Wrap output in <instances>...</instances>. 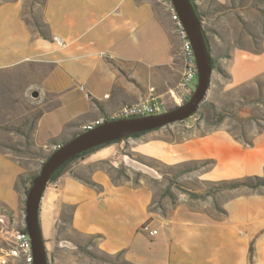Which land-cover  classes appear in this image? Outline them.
<instances>
[{
  "label": "crops",
  "instance_id": "obj_1",
  "mask_svg": "<svg viewBox=\"0 0 264 264\" xmlns=\"http://www.w3.org/2000/svg\"><path fill=\"white\" fill-rule=\"evenodd\" d=\"M156 1L0 0V72L22 75L28 89L39 91L49 105L37 121L38 144L76 133L124 104L144 100L153 85L160 88L164 79L156 73L172 64L178 35ZM207 1L195 3L216 64L221 58L213 53L212 43L217 41L210 36L211 26L205 27L210 13L202 8ZM211 1L228 5L231 0ZM260 1L258 12L264 10ZM253 8H242L246 14H240L251 16ZM211 14L213 23L227 15L220 9ZM261 19L260 43L248 33L249 43L233 48L235 82L264 73L263 15ZM163 86L160 96L168 91V85ZM118 145H103L74 159L48 184L40 224L49 260L58 246V225L71 208L74 231L96 237L100 251L121 253L128 264H264L263 199L252 207L248 197L241 196L223 217L188 204L165 213L153 209L154 188L144 177L134 180L131 163ZM144 146L160 151L159 158L169 164L218 159V170L226 177L264 171V128L246 143L206 132L178 144L150 140ZM0 197L11 200L8 187ZM148 221L158 229L156 235L141 230ZM8 233L10 246L14 230ZM138 246L147 253H136Z\"/></svg>",
  "mask_w": 264,
  "mask_h": 264
},
{
  "label": "rangeland",
  "instance_id": "obj_2",
  "mask_svg": "<svg viewBox=\"0 0 264 264\" xmlns=\"http://www.w3.org/2000/svg\"><path fill=\"white\" fill-rule=\"evenodd\" d=\"M156 3L161 5L159 1ZM244 5H249L248 9L242 7ZM258 5H262L260 0H231L228 5H216L208 0L202 5V8L208 9L206 11L210 13L205 19V27L209 29L211 26L210 36L217 41L212 43L213 53L221 58L217 59L204 102H211L218 113L223 114L220 121L218 115L206 120L202 114H195L187 120L119 141L120 154L130 161L131 166L128 168L134 173V180L138 183V180L144 177L154 188L153 209H165V213L180 204H188L195 209L223 217L231 202L241 196L248 197L252 207L259 203V198L264 200V185L258 188L219 187L223 182L245 180L253 178L254 175L264 177V171L262 174L245 173L239 177L232 174L226 177L220 169L218 170V159L169 164L159 158L162 157L160 151H150L144 146L150 140L178 144L206 132L227 137L234 143H246L251 142L264 128V73L239 83L235 82L232 76V70L235 68L233 48L249 43V34L254 36L253 39L258 36L260 43L261 36L257 34V26L262 22L264 10L258 12ZM242 8L246 9V12L251 8L254 11L251 16H244L242 14L246 12ZM218 9L227 15L213 23L210 20L211 13ZM174 41L172 64L167 68L160 67V71L156 73L164 82H160V88L153 85L148 90L150 94L153 89V94L164 100L169 109L175 107L171 92L178 91L183 71L181 42L178 37L174 38ZM254 42L258 41L255 39ZM225 53L231 55L226 56ZM22 78V75L15 73L0 72V191L8 187L12 196L10 201L0 197V254L3 247L9 246L8 231L23 229L26 226L27 193L43 163L54 151L55 146L63 145L78 135V132L84 131L81 129L73 134L60 135L50 139L46 145L38 144L37 121L49 105L41 96L33 97L28 83ZM197 83L198 76L195 85ZM164 84L168 85V91L160 96ZM145 152L156 156L147 155ZM116 161H121V158H116ZM119 164L124 165L123 162ZM71 212V208H67L63 221L58 225L60 238L58 246L51 253L49 264H127L122 255H108L100 251L96 237L83 236L74 231L69 223ZM1 218L4 221H1ZM147 223L152 226L150 221ZM136 253L147 252L145 247L138 246ZM21 263L24 262L21 260L14 264Z\"/></svg>",
  "mask_w": 264,
  "mask_h": 264
},
{
  "label": "water",
  "instance_id": "obj_3",
  "mask_svg": "<svg viewBox=\"0 0 264 264\" xmlns=\"http://www.w3.org/2000/svg\"><path fill=\"white\" fill-rule=\"evenodd\" d=\"M176 10L192 42L198 68V83L188 101L168 111L150 116L107 121L93 129L82 131L54 150L33 178L26 198V230L32 241L34 264H49L48 254L40 224V205L44 192L57 170L77 155L134 134L156 130L192 117L205 101L213 74L212 55L208 49L192 0H173ZM39 91L32 92L33 97Z\"/></svg>",
  "mask_w": 264,
  "mask_h": 264
},
{
  "label": "built area",
  "instance_id": "obj_4",
  "mask_svg": "<svg viewBox=\"0 0 264 264\" xmlns=\"http://www.w3.org/2000/svg\"><path fill=\"white\" fill-rule=\"evenodd\" d=\"M159 1L167 12H171V19L174 23L175 31H181L183 34L181 47V54L183 57L182 77L178 91L171 92V99L175 104V107H177L184 104L192 96L195 90L194 87L196 86L195 81L198 76V68L192 42L188 37L187 31L176 10L173 0ZM152 90L153 89H151V93L144 100L124 104L116 112L101 117L99 119V125L111 120L157 115L168 111L169 108L167 103L164 100H161L158 96H155ZM96 126H89L86 123L81 128H84V131H87ZM142 230L152 235L158 233V229L152 228L149 223L144 224ZM20 252H27V254H29L28 263L22 264H34L32 241L26 228L14 230L12 244L9 246V249H2V253L0 254V264H12L17 260L21 261Z\"/></svg>",
  "mask_w": 264,
  "mask_h": 264
},
{
  "label": "trees",
  "instance_id": "obj_5",
  "mask_svg": "<svg viewBox=\"0 0 264 264\" xmlns=\"http://www.w3.org/2000/svg\"><path fill=\"white\" fill-rule=\"evenodd\" d=\"M193 4H194V7H195V10H196V13L199 17V19L201 20V16L199 15V11H198V7L195 3V0H192ZM204 32V36L206 38V42H207V45H208V49L211 53V48H210V44L208 42V39H207V36H206V33L205 31L203 30ZM212 63H213V69L216 68V64H215V59L212 57ZM195 114H202V117L205 118L206 120H211L214 116H219V121L223 118V114H220L218 113L216 107L214 106V104H212L211 102H204L202 104V106L200 107V109L195 113ZM194 114V115H195ZM80 133V132H78ZM146 132H141V133H137V134H134L132 136L134 137H137V136H140L142 134H144ZM131 137V136H130ZM128 138V137H126ZM125 139V138H124ZM124 139H121V140H117L115 142H119V141H122ZM113 142H110V143H107V144H111ZM105 144V145H107ZM103 146V145H101ZM101 146H98V147H95L93 149H90L88 151H85L79 155H77L75 158L69 160L68 162H66L64 165H62L58 170L57 172L53 175L52 179L53 180L63 169L64 167L71 161H73L74 159L76 158H79V157H82V156H85L86 154L90 153L91 151L101 147ZM264 185V177L263 176H254L253 178H248V179H245V180H236V181H231V182H223L221 185H219L220 188H227V187H240V186H249V187H253V188H258L260 186H263ZM25 229V228H23ZM42 230V229H41ZM121 253H118L117 256H120ZM127 263V262H126ZM128 264V263H127Z\"/></svg>",
  "mask_w": 264,
  "mask_h": 264
},
{
  "label": "bare ground",
  "instance_id": "obj_6",
  "mask_svg": "<svg viewBox=\"0 0 264 264\" xmlns=\"http://www.w3.org/2000/svg\"><path fill=\"white\" fill-rule=\"evenodd\" d=\"M168 14H169L170 17H171V12H168ZM176 33H177L178 37L180 38L181 42H183V34H182V32H181V31H176ZM87 125H89V126H96V125H99V119L96 120V121H93V122L87 123ZM82 129L84 130V128H82ZM59 147H60V145L55 146V147H54V150H56V149L59 148ZM6 249H9V247L6 248ZM20 259H21L24 263H28V261H29V254H27V252H20Z\"/></svg>",
  "mask_w": 264,
  "mask_h": 264
}]
</instances>
